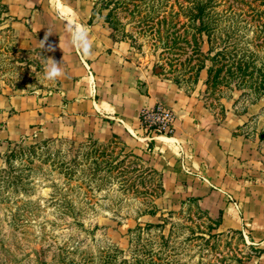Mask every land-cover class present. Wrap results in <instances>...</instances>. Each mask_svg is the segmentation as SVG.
I'll return each mask as SVG.
<instances>
[{
    "label": "rangeland",
    "instance_id": "rangeland-1",
    "mask_svg": "<svg viewBox=\"0 0 264 264\" xmlns=\"http://www.w3.org/2000/svg\"><path fill=\"white\" fill-rule=\"evenodd\" d=\"M95 2L90 23L232 127L264 172V0ZM15 21L0 0L3 103L61 82L44 80L49 44L24 47ZM9 108L0 107V264H264V240L222 226L211 202L164 192V170L135 150L144 140H80L35 125L17 136Z\"/></svg>",
    "mask_w": 264,
    "mask_h": 264
},
{
    "label": "crops",
    "instance_id": "crops-1",
    "mask_svg": "<svg viewBox=\"0 0 264 264\" xmlns=\"http://www.w3.org/2000/svg\"><path fill=\"white\" fill-rule=\"evenodd\" d=\"M3 1L7 14L16 20L24 47L51 33L48 44L55 51L48 53L63 71L59 90L52 94L11 96L6 103L0 99V107L13 112L6 126H14L15 135L35 125L40 133L51 136L100 141L117 136L129 145L130 133L137 138L141 134L140 110L164 102L177 113L174 136L135 146L164 170V192L182 190L201 198L203 204L211 202L207 204L211 211H223L222 226L248 233L253 243L263 242L261 162L249 158L248 148L232 127L216 124L211 111L196 98L137 65L126 44L91 24L96 0ZM76 27L87 34V41L79 45L73 43ZM87 43L90 49L85 51Z\"/></svg>",
    "mask_w": 264,
    "mask_h": 264
},
{
    "label": "built area",
    "instance_id": "built-area-1",
    "mask_svg": "<svg viewBox=\"0 0 264 264\" xmlns=\"http://www.w3.org/2000/svg\"><path fill=\"white\" fill-rule=\"evenodd\" d=\"M176 121L177 113L174 108L164 102L159 101L152 107L142 108L139 122L143 140L150 143L160 136H174Z\"/></svg>",
    "mask_w": 264,
    "mask_h": 264
},
{
    "label": "clouds",
    "instance_id": "clouds-1",
    "mask_svg": "<svg viewBox=\"0 0 264 264\" xmlns=\"http://www.w3.org/2000/svg\"><path fill=\"white\" fill-rule=\"evenodd\" d=\"M51 35L50 32H47L45 34V37L42 41H40V47L42 49L45 48V46L48 44V38ZM87 41V34L85 32V30L81 27H76L74 29V34H73V43L79 45V43L81 41ZM88 49H90V43L86 44V48L85 51H87ZM48 51H55V48L51 45H48L47 48ZM42 64H43V76H44V80L47 81H55L56 79L60 78L63 75V71H62V64L56 62L53 58H45L42 60ZM40 82V81H39Z\"/></svg>",
    "mask_w": 264,
    "mask_h": 264
},
{
    "label": "trees",
    "instance_id": "trees-1",
    "mask_svg": "<svg viewBox=\"0 0 264 264\" xmlns=\"http://www.w3.org/2000/svg\"><path fill=\"white\" fill-rule=\"evenodd\" d=\"M196 10H198V12H202L203 8H200V4H196ZM200 24H202V22H201ZM202 27H204L203 24H202ZM202 27H201V26L198 27V31H199V32H200V30L203 29ZM218 52H219V51H218ZM218 52L216 53V55L218 54ZM208 57H209L210 60H213V61L215 60V57H213V56L208 55ZM213 71H214V67H213V65H212L211 67L208 68L209 78L212 76ZM220 72H221V71H220ZM218 75H219V73H218ZM115 137H117V136H115ZM94 142L96 143V141H94ZM94 145H95V144H94ZM150 146H151V145H150ZM97 151H98V150H97ZM151 214H155V211H152ZM150 226H152V224H147V227H150ZM166 242H167V240H166Z\"/></svg>",
    "mask_w": 264,
    "mask_h": 264
},
{
    "label": "bare ground",
    "instance_id": "bare-ground-1",
    "mask_svg": "<svg viewBox=\"0 0 264 264\" xmlns=\"http://www.w3.org/2000/svg\"><path fill=\"white\" fill-rule=\"evenodd\" d=\"M161 137V136H160ZM163 137H165V138H167V139H172V138H169V137H166V136H163ZM139 138L141 139V140H143V136L142 135H139Z\"/></svg>",
    "mask_w": 264,
    "mask_h": 264
}]
</instances>
